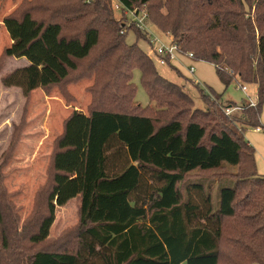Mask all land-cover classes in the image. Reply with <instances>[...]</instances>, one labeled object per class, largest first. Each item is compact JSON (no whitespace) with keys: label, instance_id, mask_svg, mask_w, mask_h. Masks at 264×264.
<instances>
[{"label":"trees","instance_id":"trees-1","mask_svg":"<svg viewBox=\"0 0 264 264\" xmlns=\"http://www.w3.org/2000/svg\"><path fill=\"white\" fill-rule=\"evenodd\" d=\"M41 1H25L3 20L11 39L5 56L28 62L3 78L6 87L27 96L61 85L107 40L97 67L87 69L102 82L94 89L97 104L64 121L46 209L29 238L46 242L56 209L76 199V245L36 250L23 264H264V175L245 137L249 128L264 132V0H119L126 19L127 11L148 12V23L171 37L180 57L192 53L189 60L214 65L224 86L256 87L255 105L231 116L220 103L211 111L202 90L208 108H196L153 58L127 44L110 0H47L57 16L39 21L44 5L34 3ZM136 70L147 107L136 102ZM205 117L210 124L199 122ZM214 170H225L220 181H233L219 187L216 207L212 186L189 178ZM2 247L0 264L5 237Z\"/></svg>","mask_w":264,"mask_h":264},{"label":"rangeland","instance_id":"rangeland-1","mask_svg":"<svg viewBox=\"0 0 264 264\" xmlns=\"http://www.w3.org/2000/svg\"><path fill=\"white\" fill-rule=\"evenodd\" d=\"M25 1L32 0H0V248H3V237L7 241V248L2 249L3 264H23L29 255L39 249L70 250L76 245L74 231L79 223V203L76 199L56 209V220L46 242L36 246L29 242V238L37 230L39 218L46 209L50 186L51 154L55 140L63 132L64 121L74 111L88 114L97 104L98 94L94 93L98 92L94 89L99 90L98 87L102 82L97 84L95 76L88 77L87 69L97 67V61L107 40L104 37L101 45L94 50L91 56L81 61L79 69L72 72L69 79L61 85L46 89L38 88L27 96L20 88L6 87L3 78L14 70L28 65V62L24 58L5 56L6 48L11 45V39L3 20L7 15L22 10L23 8H19ZM110 2L114 19L124 25L121 34L125 35L127 44H137L149 55L150 45L141 39L148 35L139 30L141 34L139 39L136 31L131 30L133 14L127 11L126 19L125 15L115 8L117 1L110 0ZM42 3L44 10L36 16L39 21L57 16L55 11L47 9L46 5L50 3H47V0L34 4L39 6ZM149 24L151 27V30L148 27L149 33L159 36L158 38L162 39L161 42H172L169 35L161 34L151 25V22ZM115 58L116 56H113V59ZM183 60L181 73L173 66H159L156 62L155 65L162 76L180 86L191 96L196 108L203 110L208 108L200 90L207 93L211 100V111L217 109L218 103L226 104L232 101L241 104L244 99H248L241 89L242 85L235 83L229 87L224 86L219 80L214 65L205 61H191L188 58ZM190 65L195 68L193 74L187 71ZM140 77V71L136 70L134 72L136 102L142 107H147L150 105V100L141 84ZM246 86L249 88L248 95L256 92L255 86ZM213 91L220 98L212 94ZM210 119L211 117H205L199 122L210 124ZM261 121L264 124V107ZM247 133L264 135L263 131H257L255 128H249ZM252 146L256 149L257 156L258 154L260 156V151L264 156V144L259 141L258 147L254 144ZM228 170L237 172L238 169L228 168ZM224 172L225 170L196 171L189 176L192 182L200 181L212 186L215 207L218 203L219 187L233 185V181L228 179L220 181ZM206 177L211 179L205 180Z\"/></svg>","mask_w":264,"mask_h":264},{"label":"built area","instance_id":"built-area-1","mask_svg":"<svg viewBox=\"0 0 264 264\" xmlns=\"http://www.w3.org/2000/svg\"><path fill=\"white\" fill-rule=\"evenodd\" d=\"M116 1L117 2L115 5V8L119 11L121 10L119 0H116ZM130 12L133 14V17L131 19V22H132L131 24L134 25V27L140 30L141 32H145L144 34L148 35L149 37V45H150L149 56L153 58L159 66L177 65V63L179 62L180 55H181L179 53L178 45L174 42H169V43L161 42L162 39L158 38L159 36L157 37L155 34L149 33V30H151V27L147 21L149 18L148 12L146 11H142L140 13H136L133 11H130ZM148 27H149V30H148ZM183 55L184 57L188 59L193 58L192 53H186ZM187 71L193 74L195 71L194 66L190 65L187 68ZM241 89L246 94L249 100L247 105L254 106L255 101H253L251 97H249L247 94V90H248L247 86H242ZM245 106H227L223 108V111L226 115L231 116L235 114V112L242 113L244 111ZM256 130L260 131V129H256Z\"/></svg>","mask_w":264,"mask_h":264},{"label":"crops","instance_id":"crops-1","mask_svg":"<svg viewBox=\"0 0 264 264\" xmlns=\"http://www.w3.org/2000/svg\"><path fill=\"white\" fill-rule=\"evenodd\" d=\"M168 37H170V36H168ZM170 39H171V37H170ZM170 41H172V39L170 40ZM184 58L183 57H180V59H179V62L177 63V65H175V66H183L184 65V60H183ZM248 90H249V88H248ZM248 94V93H247ZM246 95V94H245ZM249 97H251V99L253 100V101H255V99H256V96H257V92H255V93H253V95H248ZM248 102H249V100L248 99H244L243 100V102L241 103V104H238V103H233L232 101L231 102H229V103H226V104H221V108L223 109L224 107H227V106H245V105H247L248 104ZM235 114H238V113H236L235 112ZM239 114H241V113H239ZM262 136H264V135H255V134H253V133H245V137H246V139L248 140V142L251 144H254L256 147H258L257 146V143L260 141V143L261 144H264V137H262ZM251 144V145H252ZM258 149V148H257ZM261 156V157H260ZM260 156H259V154H258V156H257V151H256V162H257V169H258V173L259 174H261V173H264V168H262L264 165H263V161H264V156H263V152H261L260 151ZM262 175H264V174H262Z\"/></svg>","mask_w":264,"mask_h":264}]
</instances>
